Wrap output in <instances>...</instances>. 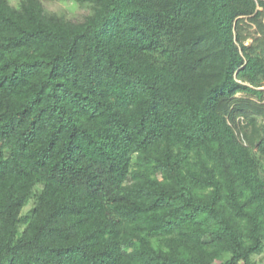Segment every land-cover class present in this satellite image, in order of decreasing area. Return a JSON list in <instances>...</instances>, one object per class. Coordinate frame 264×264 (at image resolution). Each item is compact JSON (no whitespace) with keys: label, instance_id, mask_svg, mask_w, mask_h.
Returning <instances> with one entry per match:
<instances>
[{"label":"trees","instance_id":"trees-1","mask_svg":"<svg viewBox=\"0 0 264 264\" xmlns=\"http://www.w3.org/2000/svg\"><path fill=\"white\" fill-rule=\"evenodd\" d=\"M71 1L0 0V264H252L264 0Z\"/></svg>","mask_w":264,"mask_h":264},{"label":"rangeland","instance_id":"rangeland-1","mask_svg":"<svg viewBox=\"0 0 264 264\" xmlns=\"http://www.w3.org/2000/svg\"><path fill=\"white\" fill-rule=\"evenodd\" d=\"M12 5H17L18 0H8ZM45 9L49 12L63 15L67 19L73 21H81L88 13V8L75 4L71 0H41ZM264 92V87L261 88ZM264 103V101H263ZM31 207V203H28L23 213H26ZM252 264H264V247L252 256Z\"/></svg>","mask_w":264,"mask_h":264}]
</instances>
